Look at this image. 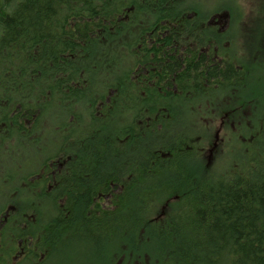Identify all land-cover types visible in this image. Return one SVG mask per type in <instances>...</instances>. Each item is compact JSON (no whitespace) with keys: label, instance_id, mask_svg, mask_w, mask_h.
Masks as SVG:
<instances>
[{"label":"trees","instance_id":"obj_1","mask_svg":"<svg viewBox=\"0 0 264 264\" xmlns=\"http://www.w3.org/2000/svg\"><path fill=\"white\" fill-rule=\"evenodd\" d=\"M263 23L237 0H0V264H264ZM216 117L238 129L207 170Z\"/></svg>","mask_w":264,"mask_h":264},{"label":"rangeland","instance_id":"obj_2","mask_svg":"<svg viewBox=\"0 0 264 264\" xmlns=\"http://www.w3.org/2000/svg\"><path fill=\"white\" fill-rule=\"evenodd\" d=\"M237 5H239L241 7V9L243 8L245 11L246 16H248V10L252 9V12L254 15H259V14H264V0H237ZM243 18V17H242ZM253 21V20H252ZM242 19L240 18L238 20V24H241ZM263 22V19L261 21H253V23L250 25V29H252L255 26H260L261 23ZM227 24L228 21H227ZM264 24V23H263ZM231 25H233V21L231 20ZM241 26V25H239ZM247 27V28H248ZM241 30V41L243 42L244 37L246 32H244L243 28L241 27V29H239L238 27H236V37L237 39L239 38V31ZM257 33V32H256ZM231 35H234L233 31H230ZM255 36V35H253ZM263 36H264V32H263ZM240 42V41H239ZM238 41H235V44H237ZM252 43V42H251ZM251 43L248 45V47H246V57H248L250 55V50L252 48V50L254 49V47L250 48ZM234 43H232L233 45ZM235 46H231L234 50H233V54L235 53ZM236 57H240V55L238 54V51L236 49V53H235ZM217 118V117H216ZM218 118L216 119V121L214 122V124H211L209 126H205L206 128L204 129H199V127H194V130L196 131L195 133L197 135H202L203 138V147H204V152L202 154V157L204 159L205 164L207 165V170L208 168H214V167H221L226 161H227V157H226V153H227V149L228 146L230 145V143H234L233 141V137H234V131L235 129H238V125L237 122H233L232 126H226L225 124L220 125L217 122ZM235 125V128H234ZM213 139L215 141H213ZM212 141L215 143L214 146L211 148L212 146Z\"/></svg>","mask_w":264,"mask_h":264}]
</instances>
